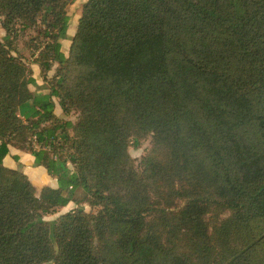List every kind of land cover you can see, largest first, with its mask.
Returning <instances> with one entry per match:
<instances>
[{
  "label": "trees",
  "instance_id": "obj_1",
  "mask_svg": "<svg viewBox=\"0 0 264 264\" xmlns=\"http://www.w3.org/2000/svg\"><path fill=\"white\" fill-rule=\"evenodd\" d=\"M67 2L0 0V264H264V0H87L65 56ZM31 29L45 95L10 54ZM149 134L188 166L135 164ZM78 189L95 214L46 219Z\"/></svg>",
  "mask_w": 264,
  "mask_h": 264
},
{
  "label": "rangeland",
  "instance_id": "obj_2",
  "mask_svg": "<svg viewBox=\"0 0 264 264\" xmlns=\"http://www.w3.org/2000/svg\"><path fill=\"white\" fill-rule=\"evenodd\" d=\"M85 2H87V0H68L67 4L65 6L66 13L69 17V21H68L69 26H68L66 35L64 37V44H66V46L62 47V52L65 56H67L69 54L68 42L71 40V37L73 36V34L75 32L76 26L78 24V20L81 16L82 6ZM0 32H1L0 39L3 40L4 35H5L4 31L2 32L0 30ZM37 35L38 34H37V32H35L34 29L27 30L26 32L20 33L18 36V40H17L18 51H16L17 53L11 51L10 54L11 55H18L19 54L26 63L25 72L30 77L35 76L36 79H38V81L40 82V86H33V87H31L33 91L32 90H30V91L32 93L34 92L35 95H42V94L45 95V94L49 93V90L51 89L52 85H54V84L56 85L57 81L62 76V74L58 71L60 69V67L56 66V68H55V64H53L48 75L47 74L45 75L48 79L47 80L48 83L44 82L41 79L40 68L38 66L41 63V57H39L40 56L39 52L44 49L42 45H44L46 43H50L51 40L49 38H46V40H41V45H39L35 41V39H37L36 38ZM65 41H67V42H65ZM30 44H37V46H38L36 48V50H32V51H35L33 53H31L29 51V48L26 47L27 45H30ZM60 71L63 73V70H60ZM54 101H55L54 103H55L56 116L59 119H61L63 121L65 119L66 120L70 119L71 121H74V122L76 121V118L79 115L78 112H73V113H70L66 116L60 108L59 99L55 98ZM68 132H69V135L72 137L73 132L71 131V129H69ZM128 151H129V154L132 157V159L135 160V164H137L142 157L149 156L154 161L168 165L169 169L174 173H177L176 171L179 167L188 166V160L185 156L181 155L180 153L176 152L175 150H173L171 148L169 149V148H166L163 146H158L155 143H153L152 142V134L147 135L144 139H142L140 141L139 148H133L132 146H130ZM24 162L23 161L20 162L17 169L19 168V170H20L21 167L23 166ZM40 172H41V170H40ZM49 178H50L49 176L40 173L39 177L35 180V182L37 184L46 185V184L51 183V180ZM75 198L78 200L79 203L70 202V203H68V205L66 207L58 208L57 212L55 214L47 216L46 219L47 220L56 219L58 216L73 210L78 205L82 206L85 209V211L88 213H91V214L96 213L97 209H91V206L85 201L87 196H84V193L81 189H78L75 192ZM179 203L181 204V202H179ZM168 210L172 211V208H169ZM217 210L218 209L213 208L206 215V221H209V223L211 224V227H212V225L215 227V225L223 223L224 229H228L229 225H227L226 220L229 218V213L228 212H222V213L218 214L216 220H213V217H214L215 212ZM211 227L209 228L210 231L212 230ZM224 233L225 232H221V234H224ZM225 236L227 237L226 234H225Z\"/></svg>",
  "mask_w": 264,
  "mask_h": 264
},
{
  "label": "crops",
  "instance_id": "obj_3",
  "mask_svg": "<svg viewBox=\"0 0 264 264\" xmlns=\"http://www.w3.org/2000/svg\"><path fill=\"white\" fill-rule=\"evenodd\" d=\"M0 35H1V32H0ZM33 78H34L36 85L29 86L30 90H32L31 87H33V86H40V82L38 81V79H36L35 76ZM55 115H56V110H55ZM16 157L18 158V160L15 159ZM22 161L23 162L25 161V162H24L23 166L21 167L20 171L23 174H25L31 181L35 182V180L39 177V174L40 173L42 174V172H40L39 168L31 165V162L34 161V158L29 153L22 152V151L15 149V148L10 147L9 153L7 154V156L3 160V165L8 169L17 170L19 163ZM27 161L29 163H27ZM49 179L51 180V183H49L47 185H49L50 187H53V188L57 187L56 181L52 178H49Z\"/></svg>",
  "mask_w": 264,
  "mask_h": 264
}]
</instances>
